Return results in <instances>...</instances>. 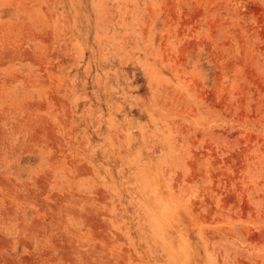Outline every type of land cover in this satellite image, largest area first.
<instances>
[{
  "label": "rangeland",
  "instance_id": "1",
  "mask_svg": "<svg viewBox=\"0 0 264 264\" xmlns=\"http://www.w3.org/2000/svg\"><path fill=\"white\" fill-rule=\"evenodd\" d=\"M0 264H264V0H0Z\"/></svg>",
  "mask_w": 264,
  "mask_h": 264
}]
</instances>
